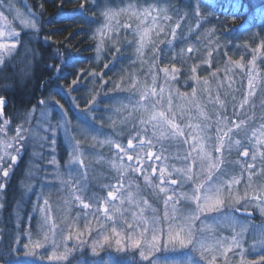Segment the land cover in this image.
<instances>
[{"label": "rangeland", "instance_id": "obj_1", "mask_svg": "<svg viewBox=\"0 0 264 264\" xmlns=\"http://www.w3.org/2000/svg\"><path fill=\"white\" fill-rule=\"evenodd\" d=\"M8 2L9 0H3V3L5 4ZM11 2L26 14L29 11L35 14L30 18L35 19L37 29H39V31L37 32L35 29L25 30L21 33L20 40L0 38V43L17 44V48L12 54L3 55L4 63L0 64V72L5 71V68L11 65L12 69L13 66L16 68H23L24 72H22V74L30 76L33 66L32 63L37 58L35 44L40 40V31L42 26L41 17L31 6L30 1L11 0ZM136 3H139L141 7H148L149 5L153 6L151 15L143 20L142 25L141 21L135 17L130 18L131 13L129 11L120 12L121 9H128L129 4ZM256 4L261 5L259 7L260 15H264V0H262V2H260V0H256ZM202 6L205 10H203L200 6H197L196 9H199V16H203L205 18L203 20H200L196 9L191 12L179 11L177 14L178 9L176 6H172L171 2H145L140 0H130L129 2L119 6H104L101 10V20L96 25L95 31L97 28L102 27L106 23L105 18L102 15L103 12L110 8L116 11L118 15L115 19L110 21L115 30L109 31L107 35L120 39L123 45L124 55L120 56L114 51L110 54L107 51V48L111 47V43L106 37L105 51L101 53V59L97 61L95 57L94 62L101 63L102 60L106 58L107 62H104L103 66L105 67V64H107L108 67L104 68V70H106L105 72H107L108 69L112 70L111 68L117 66L118 70H116L115 75H118V78H111V72L108 73L107 76L104 75L105 77L103 74H99L95 77V79H100L102 77V86H80L78 83L73 86V90L71 92H69L68 88H66L64 91H61L60 94L66 103L54 98L44 99L49 101L47 105L37 103L35 106L28 108L27 111H25L26 113L22 117L17 118L14 123H10L4 115H0V126L3 125L4 120L8 121V125L5 126L4 131L0 132V156H4L3 161L0 162V178L5 180V182H0V185H2V187H0V258L5 259V264H68L67 261L48 259L53 251H57L58 253L63 252L65 246L73 248V253L69 257L70 260H73V264H109V262L110 264H133L134 250L128 247L129 242L127 236H124L121 241L123 251L118 250V246L115 244L114 236L110 244H104L102 247H97L96 252L92 251V241L99 238L97 236L99 225L96 223V219H94L91 215H89L87 219L92 222L93 230L81 237V239L86 242L83 246L77 247V245H79V241L76 240L75 237L66 240L64 245L59 248H56L52 244V241H59V233L61 229H63V235L65 236H68L71 232L76 231V228L66 227V223H70L77 217L78 214L89 211L95 212L97 207L101 209L98 214L100 221L107 225L116 227L117 231L122 234L126 230L125 220L135 223L137 219L143 217L147 221L145 226L151 228L153 216H158L162 219L166 211L170 215L172 214V204H169L166 208L163 203L165 199L164 194L159 193L158 196L153 195V189L149 188L143 179L145 174H149L153 178V183H160V180L158 179L159 172L157 171L155 174H152L151 169L148 166L154 165L157 169H159V167L165 163L163 159L155 160L146 158L143 164L138 165L135 159L133 161H127L126 157H123L122 160L119 159L117 155L119 150L115 147V144L111 146L105 145L103 148L99 147L98 143L96 147L92 146V136H96L97 142L106 138H112L125 145V147L127 145V136H114V129L111 125L113 121H116L115 131H119L122 127H124V125H121L117 121L119 118L123 119L129 112H133L132 119H135V117L140 114L139 112H134L133 110V105L138 97L135 93L116 89L115 84L121 83L123 87H127L130 83L128 78L126 79L131 71L129 68H133L136 65H138L139 69H134L132 73H135L138 79L142 81L147 79L150 82V76L146 75L147 65L141 66L140 61L137 60L134 53L135 46L127 44L125 42V38L129 41L133 39V36L136 35L135 29L137 28V25H141L142 28H153V17H155V24L165 29L164 33H161L159 38L156 37L155 31L150 33L151 38L156 40L157 43L160 39H172L171 30L176 27L177 23H179L180 27L176 28L175 52H179L181 47L187 49L189 45L200 49L201 54L205 52V46H208L213 50V64L211 65V71H216L217 68L220 69L218 76L223 82V87L216 89V78H212L209 71L200 69L198 70L197 75L210 78V84L214 90L213 95H215L218 91L221 100L225 102V114L229 117L231 122L230 126L233 127V139H241L245 148H247L250 153L248 157H244L242 155H238L236 150H232L229 153L226 147L222 150V153H217L215 155L223 156L225 163L221 165L222 168L227 167L230 171L234 170L237 174L241 171L240 167L238 165H234L232 162L240 160L243 164L253 163L251 159V152L252 146L255 144V138H252L251 141H249L248 137H251L253 130L259 129L260 125L264 123V119L261 118L262 111H264V52L262 51V48H260L259 53L253 52V49L259 48L261 45L258 44L254 48L251 46V40L253 39L256 41L254 39L256 37L255 32L249 35H242L244 44L239 40L232 43L231 46L222 44L220 42L221 39L217 37L215 28L218 22L221 21V18L218 14L214 13L213 10H206L208 7L205 4H202ZM160 9H165L166 11H160ZM2 11H6V9L0 6V12ZM185 13H187V15ZM165 15L170 17V19H164ZM9 19H11V17H9ZM125 24L129 25V27L125 28ZM189 25L193 29L190 35L187 33ZM13 27H15L16 31H21V26L18 21L14 22ZM210 29H214L215 31L212 35L206 36L205 33ZM209 41H212L210 45ZM45 42H47V40H45ZM97 42L98 41H96V43ZM25 43H28V47L33 50L35 55H33V52H28L26 50L24 47ZM254 54L257 55V59L255 66L253 67L249 62L252 60ZM185 55L193 56L195 53L185 52ZM114 56L116 57L115 60L113 59ZM149 56L150 49L146 48L144 59L148 60ZM229 58H231L232 61L240 60L244 65L243 69L237 68L232 64L226 65ZM175 63L176 67L181 68L182 72H187L188 67L191 66L193 61L188 60L186 65H182L178 58ZM163 66V64L160 65V67ZM226 67L228 69L227 71ZM21 69H18L17 72ZM121 69H124L125 71L121 72ZM229 75L232 76V81L227 79V76ZM121 76L125 77L123 81L120 79ZM162 76L163 73H160V77ZM185 78L186 77L182 76L180 78V84L177 86L180 88L181 92L191 93L192 87H196V84L194 82H190L191 86H184ZM249 80L252 81L251 85L249 84ZM160 83H163L162 79L160 80ZM230 83L231 88H229ZM109 84H111V86H106ZM226 91L229 92V95L227 96H225ZM233 94L236 96L235 101L232 100ZM93 95L96 96V107L98 110L95 113H89L88 110L92 107ZM245 98H247V103L243 104V107H241L240 103ZM44 100L41 99L39 101ZM55 100L60 101V104L64 106L63 109H61L60 105L54 103ZM121 103L127 106V110L118 111V109H121ZM197 103L200 104L206 113L211 117L213 121V129L211 131L214 132V108H218L219 106L208 104L205 94L199 90L196 97L191 101L181 99L179 97L173 98V106L177 111L176 122L181 124L182 127L189 122L193 124L201 123L203 118L198 116V110L195 107V104ZM233 104H235L236 107H233ZM181 107L184 108L186 113L190 112L191 117L185 115L184 119L181 120L179 118V109ZM63 112L68 113V116L66 117V119L70 121V124L68 125V135L71 136L72 139H68L63 128L57 130V144L55 152L59 164V168H57L55 165L47 164L43 160L32 156L34 151L42 152V154L48 159H50L53 154L50 148L41 149L39 147L37 138L32 136V131H39L42 133V129L38 128V122L43 120L44 116L50 115L52 123L55 124L56 121L61 118V114ZM235 113H239V115H236ZM93 115L97 117L103 115V123L98 119L93 121ZM108 117H111V119H108ZM249 117H252V119L249 120ZM85 118L88 120V123L92 125L93 128L98 129L99 132L84 133L80 131L82 127H86V125H83L82 123ZM241 120L245 123L242 125V130L237 132L235 125L239 124ZM73 129H76V131H73ZM185 131L187 133L190 130L185 129ZM18 133L26 137L24 138L26 142L24 140L23 141L26 143L25 150H28L29 160L20 185V198L15 199L14 202H8L6 188L9 177H4L3 171L5 170L6 162L8 160L10 161L12 153H10L9 148L5 145L6 142H10V140H12L11 144L15 147L18 146V143L22 144L23 141L19 139L13 140ZM9 134H12V136ZM147 138L153 141V146L151 148H149L148 145H145V147L141 149L137 147V141H134V147L132 149H128L129 154L135 155L139 152L141 156H144L145 153L150 150L154 153V155L168 157L167 163L169 165L176 163L177 166H180L181 162L176 161L173 156L185 155L188 152H191L192 146L196 143L193 139H189L188 143H183V140L187 138V136L180 138V143L178 144L176 141L171 139L158 141L156 138L152 137L151 130ZM77 141H79V145H77ZM77 147L79 148L78 154L80 155L83 164L77 162L73 164L71 168L72 170H79L80 172L87 174L86 179L82 180V184L87 185L85 191L86 198L84 202L90 203L92 205L91 209H83L82 205L72 198L71 191L68 186L61 182L62 179H69L67 175L69 171L67 161L69 159V153L77 154ZM261 150L264 151V149ZM5 152L8 153L7 156L4 155ZM122 155L123 154H120V156ZM195 155L196 153H193V156ZM109 161L122 165L131 164L134 167H142L144 169L143 172L130 173L132 177L136 178L135 184H133L131 188H129L127 179L121 181L122 192L126 195L128 191H132L134 194V200L139 203V207H137V203H128L125 201V203L121 205L119 199L112 200L111 198H107V191L110 189L102 188L100 185L112 184L117 187L121 186L117 183L116 179L118 173L110 166ZM190 162L191 161H189V163ZM255 163L256 167L253 169V172L256 174L253 175L252 179L254 186H258V184L264 180V177H261L259 174L261 170L259 157ZM37 165L40 166L41 170H38L35 167ZM193 170L197 171L198 169L194 166ZM30 171L33 172L34 175L30 176ZM248 176L249 173L244 172L241 183L236 186L241 195H243L245 191ZM41 177H44V179H41ZM28 184L32 185L31 191L27 188ZM136 184L140 185L139 190L136 189ZM164 186L168 187L167 185ZM171 187L177 188V186ZM156 191L158 192V189ZM248 191L251 193L252 190L249 189ZM92 193H96L98 197L107 198L108 203L105 204L103 199L89 200L87 197H90ZM168 195L171 196L174 195V193L169 191ZM175 197L177 200L180 199L178 191L175 193ZM141 198L142 200L147 201V205L142 202ZM45 199H48L49 201V211L41 213L40 209L44 207ZM65 201H71V204L66 205ZM113 205L120 207L121 213L114 212L112 208ZM104 207L108 208V216H111L112 220H108L104 216ZM175 207L180 210L187 207V205L180 202L175 203ZM151 208H156L157 211L153 213ZM248 210H252L255 217L249 219L241 216L242 220L247 219L248 221V231L245 233L243 246L246 250V259L259 261L260 256L264 255V248L257 247L256 251H252L251 249L253 245L257 244L260 233L264 230V216H262L254 207H249ZM133 212L136 213V218H133ZM66 214L68 216L67 222H65L64 219ZM121 214H123V218H121ZM43 215H48L50 217V221L47 225H44L43 229H41L40 225L42 223ZM84 220L85 217L80 215L79 220L77 221V228L81 231H84ZM179 222V218H177L176 223ZM169 223L170 221L163 220L162 223L158 225V227H161L164 230L163 234H161V250L154 254L157 258H159L160 264H187L189 257L195 261H199L200 264H208V260H211V256L206 253L208 260H202L199 250L194 251L191 245L186 248H181L179 245H176L175 247L169 246L167 249L163 247L164 242L167 240ZM54 225L55 227H53ZM140 230L141 228L138 226L137 234ZM237 230L239 229L237 228ZM108 231L110 232V228ZM29 233H31L30 238ZM45 233L48 234L49 240L44 244V247H33L30 243V239L32 241H42ZM232 234L233 232L230 228H219L214 231L211 236L207 235V233L205 234V243L206 245H213L214 248H218V246H215L214 238H219L221 235L230 237ZM148 235L150 239L151 234L149 233ZM25 245H28V247H25ZM237 251L238 250L228 251L226 255H218L215 264H238L239 256L236 255ZM29 252L32 254L29 255ZM73 257L76 259H73ZM135 260L139 261L138 253L135 254ZM140 264H148V262L141 261ZM260 264H264V262H260Z\"/></svg>", "mask_w": 264, "mask_h": 264}, {"label": "snow or ice", "instance_id": "obj_2", "mask_svg": "<svg viewBox=\"0 0 264 264\" xmlns=\"http://www.w3.org/2000/svg\"><path fill=\"white\" fill-rule=\"evenodd\" d=\"M0 6L6 9V11L0 12V38L20 40L21 33L25 30L35 29L37 32L39 31V29H37L35 19L30 18L35 15L34 13L29 11L26 14L20 8L16 7L11 0H9L7 4L3 3V0H0ZM92 6H97L95 0H93ZM232 6L234 10L239 11L241 8L240 0H234ZM80 8L84 11L85 5H81ZM152 10V5H149L148 7H141L139 3H136L129 4L128 9H121L120 12L129 11L131 13L130 18L135 17L141 21L142 25L143 20L151 15ZM160 11L166 10L160 9ZM196 12L199 16L198 8L196 9ZM185 14L187 15V13ZM102 15L104 16L106 23L102 27L97 28L92 36L94 41H98L95 45L97 61L101 59V53L105 51L106 37L111 43V47H108L107 51L109 53L114 51L120 56L124 55L123 45L120 39L107 35L109 31L115 30L110 21L115 19L118 13L110 8L103 12ZM9 17H11V19H9ZM199 18L200 20L205 19L203 16H199ZM164 19H170V17L165 15ZM153 20V28H142L141 25H137V28L135 29L136 35L133 36V39L129 41L125 38V42L127 44L135 46L134 53L137 60L140 61L141 66L147 65L146 75L150 76V82L147 79L143 81L138 79L135 73H129L128 80L130 83L127 87H123L121 83L115 84L116 89L135 93L138 97L133 105V110L134 112H139L140 114L136 116L135 119H132L133 112H129L128 115L119 122L121 125H124V127H122L119 131H115L116 121H113L111 125L114 129V136H127V145L125 147V145L112 138H106L97 142L96 136H92V146L96 147L98 143V146L103 148L105 145L111 146L115 144V147L119 150V153L117 154L119 159L122 160L123 157H126L127 161H133L135 159L138 165L143 164L146 158L155 160L163 159L165 163H163L159 169H157L154 165L148 166L151 169L152 174H155L157 171L159 172L158 179L160 180V183H153V178L149 174H145L143 179L145 184L149 188L153 189V195L158 196L159 193L164 194L165 199L163 203L166 208L169 204H172V214L170 215L166 211L162 219L158 216H153L151 228L145 226L147 221L143 217L137 219L135 223L125 220L126 230L122 234L117 231L116 227L107 225L100 221L98 214L101 209L97 207L95 212L89 211L78 214L77 217L70 223H66V227L76 228V231L71 232L68 236H65L63 235V229H61L59 233V241L53 240L52 244L56 248H59L64 245L66 240L75 237V239L79 241V245H77V247L83 246L86 242L81 239V237L93 230L92 222L87 219V217L91 215L94 219H96V223L99 225V230L97 231V236L99 238L94 239L91 244L93 252L97 251V247H102L104 244H110L113 236L115 237V244L118 246V250L123 251L121 241L124 236H127L129 242L128 247L134 250L133 264H140L141 261H147L148 264H160L159 258H157L154 254L161 250V234H163L164 230L163 228L158 227V225L162 223L163 220H167L170 221V223L167 231V240L163 244L165 249L169 246L175 247L176 245H179L181 248H186L191 245L194 251L199 250L202 260H208L206 253L211 256V260H208V264H215L218 255H226L228 251L238 250L236 252V255L239 256L238 264H260V262H264V255L260 256L259 261L246 259V250L243 245L245 233L248 231V221L247 219L242 220L241 214L247 213L249 207H254L262 216H264V180H262L258 186H254L252 179L253 175L256 174L253 172V169L256 167L255 162L258 157L261 169L259 174L261 177H264V151L261 150L264 149V123L260 125L259 129L253 130L252 136L248 137L249 141H251L252 138H255V144H253L251 152V159L253 163L243 164L240 160L232 162L234 165H238L240 167L241 171L239 174L235 173L234 170L230 171L227 167L222 168L221 165L225 163V160L222 155L215 154L222 153V150L226 147L229 153L232 150H236L238 155H242L244 157H248L250 153L249 150L245 148L241 139H233V127L230 126L231 122L229 117L225 114V102L221 100L218 91L215 95H213L214 90L210 84V78L197 75L198 70L200 69L209 71L210 76L212 78H216V89L223 87V82L218 76L220 69L217 68L216 71H211V65L213 64V50L210 47L205 46V52L201 54L200 49L189 45L187 49L181 47L179 52H175L176 28L180 27L179 23H177L176 27L171 30L172 39H160L157 43L156 40L151 38L150 33L155 31L156 37L159 38L161 33H164L165 29L155 24V17H153ZM16 21H18L21 26L20 32L16 31L15 27H13V24ZM70 26L71 25L68 27ZM124 27L127 28L129 25L125 24ZM192 31L193 29L189 25L187 33L190 35ZM214 31V29H210L205 33V35L210 36ZM73 35V32H69L68 37H65V40H67L69 44L71 43L69 38L73 37ZM211 43L212 41H209V45ZM24 47L28 52H33V50L28 47V43H25ZM16 48V43H0V64L4 63L3 55L12 54ZM146 48L150 49V56L148 60L144 59ZM260 48H264V42L261 43L259 48L253 49V52L259 53ZM185 52L195 53V55L186 56ZM33 55H35L34 52ZM178 58L182 65H186L188 60L193 61L191 66L188 67L187 72H182L181 68L176 67L175 62ZM113 59L115 60L116 57L114 56ZM256 59L257 55L254 54L252 60L249 62L253 67L255 66ZM161 64L164 66L160 67ZM227 64H232L241 69L244 67L240 60L232 61L231 58L228 59L226 65ZM105 67L107 68L108 65L105 64ZM227 70L228 69L226 67V71ZM123 71L125 70L121 69V72ZM160 73H163L162 77H160ZM98 75L99 74L96 72L84 73V76H91L93 78ZM182 76L186 77L184 80V86H191L190 82H194L196 84V87H192L191 93L181 92L180 88L177 86L180 84V78ZM124 78V76H121V81H123ZM161 79L163 80V83H160ZM227 79L232 81V76H227ZM94 82L95 81L93 80V83ZM78 83H80L79 78L71 80L68 84L69 92H71L73 90V86ZM251 83L252 81L249 80L250 85ZM229 88H231V83L229 84ZM198 90L205 94L208 104L219 106L218 108H214V132L211 131L213 129V121L211 117L198 103L195 104V107L198 110V116L203 118L201 123L193 124L189 122L182 127L181 124L176 122L177 111L173 106V98L179 97L181 99L191 101L196 97ZM227 95H229V92L226 91L225 96ZM232 100H236V96L234 94L232 95ZM5 103L6 101L4 99H0V115H3V107ZM39 103L47 105L49 101L44 100L39 101ZM54 103L60 105L61 109H63L64 106L60 104V101L55 100ZM96 103V96L93 95L92 107L88 110L89 113H95L98 110ZM245 103H247V98L240 103V106L243 107V104ZM233 107H236V105L233 104ZM119 110H127V106L121 103V109H118V111ZM179 112V118L181 120L184 119L185 115L191 117V113H186L183 107L179 109ZM235 114L239 115V113ZM67 116L68 113L63 112L61 114V118L58 119L55 124L52 123L50 115L44 116L43 120L38 122V128L42 129V133L39 131H32V136L37 138V143L41 149L50 148L53 154L51 155V158L48 159L42 154V152L34 151L32 156L59 168L58 160L55 155L57 130L63 128L68 139H72V137L68 135V125L70 124V121L66 119ZM261 118L264 119V111H262ZM92 119L93 121L98 119L103 123L104 117L103 115L99 117L93 115ZM108 119H111V117H108ZM251 119L252 117H249V120ZM82 123L83 125H86V127H82L80 131L84 133L99 132L98 129L93 128L92 125L88 123L86 118ZM244 123L245 122L241 120L239 124L235 125L237 132L242 130V125ZM7 125L8 121L4 120L3 125L0 126V132H3L5 126ZM185 129H189L190 131L186 133ZM150 130L152 137L156 138L158 141L171 139L176 141L178 144L180 143V138L187 136V138L183 140V143H188L189 139L195 140L196 143L192 146L191 152H188L185 155L173 156L176 161L181 162L180 166H177L176 163L169 165L167 163L168 157L154 155V153L150 150L147 151L144 156H141L139 152L135 155L129 154L128 149H132L134 147V141H137V147L141 149H143L145 145H148L149 148L153 146V141L147 138ZM73 131H76V129H73ZM13 139L23 141L24 136L18 133ZM76 143L79 145V141ZM5 146L10 148L12 147V144L10 142H6ZM76 153L77 154L69 153V159L67 161V165L69 167L67 175L69 179H62L61 182L68 186L71 191L72 198L79 202L83 209H91L92 205L84 202L86 198L85 191L87 185L82 184V180L86 179L87 174L80 172L79 170H72L71 168V166L77 162L83 164V161L78 154V147L76 149ZM193 153H196V155L193 156ZM120 154L123 155L120 156ZM4 155L7 156L8 153L5 152ZM18 156L19 150H17V155L10 156V160L12 162H16ZM3 159L4 156H0V162H2ZM189 161L191 162L189 163ZM109 163L110 166L117 171V183L121 186L117 187L112 184L100 185L102 188L110 189L107 191V198H111L112 200L119 199L121 205H123L125 201L128 203H137V207H139V203L134 200V194L132 191H128L126 195L122 192L121 181L127 179L129 188H131L132 185L135 184L136 178L132 177L130 173L143 172L144 169L142 167H134L131 164L122 165L111 161H109ZM194 166L197 167V171L193 170ZM35 167L38 170H41L39 165ZM244 172H248L249 176L248 182L245 186V191L243 195H241L236 186L241 183ZM3 175L4 177H8L9 171L4 170ZM29 175H34V173L30 171ZM41 179H44V177H41ZM164 185H167L168 187H165ZM171 186H177V188H172ZM0 187H2V185H0ZM27 188L31 191L32 185L28 184ZM139 188L140 185L136 184V189L139 190ZM157 189L158 192L156 191ZM249 189L252 190L251 193L248 191ZM169 191L173 192L174 195H168ZM177 191L179 192V200L175 197V193ZM87 198L89 200L103 199L105 204L108 203L107 198L98 197L96 193H92V195ZM142 202L147 205V201L142 200ZM180 202L185 203L187 207L180 210L176 209L175 203ZM65 204L70 205L71 201H65ZM49 207V201L48 199H45L44 207L40 209L41 213L48 212ZM112 208L114 212L121 213L120 207L113 205ZM151 211L155 213L157 209L151 208ZM103 214L108 220H112V217L108 216L107 207L103 208ZM80 215L85 217L84 231L77 228V221L79 220ZM132 216L133 218H136V213L133 212ZM121 218H123V214H121ZM177 218H179V223H176ZM64 219L65 222L68 221L67 214ZM49 221L50 217L48 215H43L42 223L40 225L41 229H43L44 225H47ZM138 226L141 230L137 234ZM53 227H55V225ZM109 228L110 232L108 231ZM219 228H230L233 234L230 237L221 235L219 238H214L215 246H218V248H214L213 245H206L205 234L207 233V235L211 236L212 233ZM237 228L239 230H237ZM149 233L151 234L150 239L148 235ZM30 237L31 233H29V238ZM48 240L49 236L45 233L42 241H32L30 239V243L35 248H43L44 244L48 242ZM25 247H28V245H25ZM257 247L264 248V230L261 231L257 244L253 245L251 250L256 251ZM72 253L73 248L65 246L63 252L58 253L57 251H53L48 259L67 261L68 264H73V260L69 259ZM136 253H138L139 261L135 260ZM28 254L31 255L32 253L29 252ZM73 259L76 258L73 257ZM187 264H200V262L189 257Z\"/></svg>", "mask_w": 264, "mask_h": 264}, {"label": "trees", "instance_id": "obj_3", "mask_svg": "<svg viewBox=\"0 0 264 264\" xmlns=\"http://www.w3.org/2000/svg\"><path fill=\"white\" fill-rule=\"evenodd\" d=\"M28 1L41 17L40 40L35 44L37 58L32 63L30 76L22 74L23 68L19 72L12 71L11 66L0 72V95L7 98L5 107L7 117L12 118L16 113L35 106L41 99L54 98L66 103L60 94L68 88V84L73 79L79 78L80 86H102L101 78L84 76L85 72H97L103 76L111 72V78H118V75H115L118 70L117 66L105 72L103 64L107 62L106 58L101 63L94 62L96 41L92 39V36L96 25L101 20V10L104 6H119L130 0H95L97 5L95 7L92 6L93 0ZM140 1L171 2L172 6L178 9L177 14L179 11L191 12L197 6L205 10L202 6L205 4L208 7L206 10H213L221 18L215 28L222 44L231 46L238 40L244 44L242 35H249L253 32L256 35L254 38L256 41L251 40L253 48L264 42V15H260L261 5H257L256 0H240L239 11L234 10L232 6L234 0ZM81 5H85L84 11L81 10ZM69 25L71 26L68 27ZM69 32L74 34L69 38L70 44L65 40ZM262 51L264 52V48ZM136 68L138 65L129 68L130 73ZM93 79H95L94 83ZM106 86H111V84ZM121 120L119 118L117 121ZM4 260L0 258V262Z\"/></svg>", "mask_w": 264, "mask_h": 264}, {"label": "flooded vegetation", "instance_id": "obj_4", "mask_svg": "<svg viewBox=\"0 0 264 264\" xmlns=\"http://www.w3.org/2000/svg\"><path fill=\"white\" fill-rule=\"evenodd\" d=\"M18 69H21V68H16L15 66H13V69L11 68L12 71L15 70L16 72L18 71ZM23 114H25V110H23L20 113H16L12 118L7 117L6 115L4 116L10 121V123H12L15 119L22 117ZM9 135L12 136V134H9ZM24 138L26 137L24 136ZM13 140H16V139H13ZM24 141L26 142L25 139ZM24 141L22 144L18 143L17 147L12 145V147L9 148V151L10 153H12V155H17V150H19V156L16 162H12L11 160L10 161L8 160L5 165V170L9 171V176H8L9 178H8V183H7V188H6L8 202L10 201L14 202L15 199H19L21 195L20 185L22 183L24 172L27 168V163L29 160V153H28V150H25L26 143ZM11 142L12 140H10V143ZM0 182H5V180H2L0 178Z\"/></svg>", "mask_w": 264, "mask_h": 264}, {"label": "water", "instance_id": "obj_5", "mask_svg": "<svg viewBox=\"0 0 264 264\" xmlns=\"http://www.w3.org/2000/svg\"><path fill=\"white\" fill-rule=\"evenodd\" d=\"M242 216H247V217H250L252 215V212L251 211H247V213H243L241 214ZM0 264H4V263H0Z\"/></svg>", "mask_w": 264, "mask_h": 264}]
</instances>
